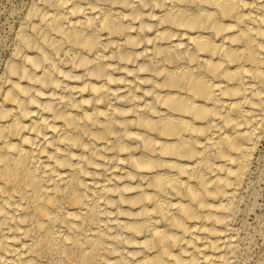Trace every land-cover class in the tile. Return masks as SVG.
Instances as JSON below:
<instances>
[{"label": "bare ground", "instance_id": "1", "mask_svg": "<svg viewBox=\"0 0 264 264\" xmlns=\"http://www.w3.org/2000/svg\"><path fill=\"white\" fill-rule=\"evenodd\" d=\"M263 144L264 0H30L0 264H245Z\"/></svg>", "mask_w": 264, "mask_h": 264}, {"label": "rangeland", "instance_id": "2", "mask_svg": "<svg viewBox=\"0 0 264 264\" xmlns=\"http://www.w3.org/2000/svg\"><path fill=\"white\" fill-rule=\"evenodd\" d=\"M30 0H0V68L8 56L12 33L19 16ZM256 169L254 198L246 218L249 243L245 264H264V144ZM261 167V168H260ZM259 172V173H258ZM251 239V240H250ZM248 256V257H247Z\"/></svg>", "mask_w": 264, "mask_h": 264}]
</instances>
